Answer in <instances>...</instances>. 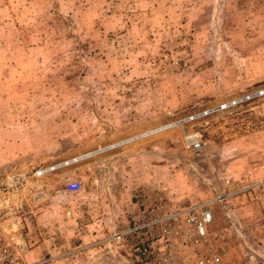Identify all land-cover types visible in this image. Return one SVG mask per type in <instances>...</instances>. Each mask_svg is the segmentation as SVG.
Returning a JSON list of instances; mask_svg holds the SVG:
<instances>
[{"label":"rangeland","instance_id":"rangeland-1","mask_svg":"<svg viewBox=\"0 0 264 264\" xmlns=\"http://www.w3.org/2000/svg\"><path fill=\"white\" fill-rule=\"evenodd\" d=\"M263 181L264 0H0V264H139L130 211L209 201L216 238L171 236L163 264L210 247L264 264L254 192L238 193ZM128 188L127 227L94 237Z\"/></svg>","mask_w":264,"mask_h":264},{"label":"built area","instance_id":"built-area-1","mask_svg":"<svg viewBox=\"0 0 264 264\" xmlns=\"http://www.w3.org/2000/svg\"><path fill=\"white\" fill-rule=\"evenodd\" d=\"M259 95H262V92L249 94L239 102L253 99ZM185 140L184 148L190 150L192 154H198L202 150L203 144L199 138L190 136ZM66 188L69 192H77L80 189V184L72 181L67 184ZM248 190L254 192L253 201L257 204L259 210L256 225L264 231V181L244 188L238 193ZM220 200L221 197H218L215 201L219 202ZM211 204L212 201L191 205L168 215L164 212L160 202L153 207L139 204L133 212H129V228L121 235L127 234L135 239L132 251L139 264H163L166 262L165 249L171 236L188 244L205 242L209 235L208 226L212 222L209 209ZM212 237L216 238V235ZM193 264L240 263L230 262L223 254L210 247L208 253L199 257Z\"/></svg>","mask_w":264,"mask_h":264},{"label":"crops","instance_id":"crops-1","mask_svg":"<svg viewBox=\"0 0 264 264\" xmlns=\"http://www.w3.org/2000/svg\"><path fill=\"white\" fill-rule=\"evenodd\" d=\"M156 132H159V130H157ZM120 144H122V143H120ZM120 146H122V145H120ZM116 148H118V147H116ZM126 154H127L126 155L127 162L130 159V161H131L130 166L133 167L132 160H133L134 156H130L131 153H126ZM129 162L127 164H129ZM121 190L122 189H120V193L117 196H114V199H113V201H111L110 206L105 207V205H102L103 209L101 211H102L103 214L106 213L105 210H104L105 208H108L107 211H110L109 212L110 213V217L109 218L107 217L106 219H104V218H100L99 217L100 219H98V216H97L96 221H93V223H91L90 225H85L87 229H90L92 226H95L96 223L102 224V230L100 229L99 231L95 232L96 234L94 235V237H102V239L111 240L113 238L112 236L114 234H117L119 232L124 231V229L127 227V222L125 220L124 213H126V211H127L125 203L128 202V200L124 201L121 198L125 197L126 199H128L129 195H130V192H131V189L128 188L126 190V195H124L121 192ZM119 197H121V198H119ZM210 212H211V215H212V222L208 226L209 236L210 235H216V233L219 232V228H220V226L217 228V225L214 223L215 222L214 217L216 216V213H214L211 210H210ZM98 213H100V212H98ZM258 217H259V211H258V208H257V213H256V216H255V219H254L255 223H256ZM71 218H72V220L74 219V214H72ZM106 226H109L108 232H105V230H103ZM259 242H261V241H259ZM232 261L240 263V259L238 260V259L234 258V259H232Z\"/></svg>","mask_w":264,"mask_h":264},{"label":"bare ground","instance_id":"bare-ground-1","mask_svg":"<svg viewBox=\"0 0 264 264\" xmlns=\"http://www.w3.org/2000/svg\"><path fill=\"white\" fill-rule=\"evenodd\" d=\"M162 129H163V128L161 127V128H159V129H157V130H162ZM157 130H153V131H148V132L142 133V134L138 135V136L135 137V138H130V139L125 140L124 142H122V144H120V143H114V144H111V145H109V146H107V147H105V148H103V149H98V150H96V151H94V152H91V153H88V154L82 155V156H80V157H78V158H76V159H72L70 162H73V161H74V162H75V161H79V160H81V159H83V158H88V157H90V156H92V155H96L97 153H102V152H104V151H110V150H113V149H115L116 147H119L120 145L127 144V143L131 142L132 140H134V139H136V138H139V137H146V136H148L150 133H154V132H156Z\"/></svg>","mask_w":264,"mask_h":264}]
</instances>
